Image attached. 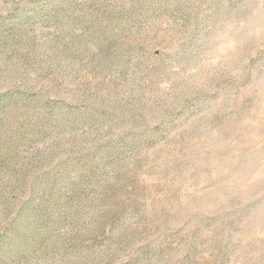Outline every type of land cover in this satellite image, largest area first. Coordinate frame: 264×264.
<instances>
[{
    "label": "rangeland",
    "instance_id": "rangeland-1",
    "mask_svg": "<svg viewBox=\"0 0 264 264\" xmlns=\"http://www.w3.org/2000/svg\"><path fill=\"white\" fill-rule=\"evenodd\" d=\"M63 1L0 0V264H264V0Z\"/></svg>",
    "mask_w": 264,
    "mask_h": 264
},
{
    "label": "trees",
    "instance_id": "trees-1",
    "mask_svg": "<svg viewBox=\"0 0 264 264\" xmlns=\"http://www.w3.org/2000/svg\"><path fill=\"white\" fill-rule=\"evenodd\" d=\"M65 1H66V2H65ZM67 1H68V0H64V1H63V2H64V4H67Z\"/></svg>",
    "mask_w": 264,
    "mask_h": 264
}]
</instances>
